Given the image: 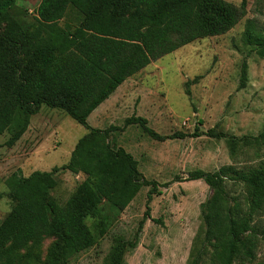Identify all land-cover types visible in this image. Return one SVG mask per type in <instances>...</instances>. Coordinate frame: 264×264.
<instances>
[{"label": "trees", "instance_id": "obj_1", "mask_svg": "<svg viewBox=\"0 0 264 264\" xmlns=\"http://www.w3.org/2000/svg\"><path fill=\"white\" fill-rule=\"evenodd\" d=\"M16 1L0 0V135L8 134L4 145L22 136L41 106L60 110L86 132L66 164L33 171L8 189L10 207L0 220V264H67L107 230L110 220L103 207L119 213L142 186H149L147 202L155 190L154 182L142 179L131 155L109 146L111 132L135 125L157 142L201 135L197 128L160 135L135 115L126 117L121 127L100 130L89 127L87 117L149 63L193 41L227 33L245 16L247 0L238 5L224 0H39L31 22L20 20ZM68 10L79 18L75 27L59 25ZM242 41L264 61V29L254 20H245ZM246 80L242 64L238 89ZM203 135L225 139L231 157L243 147L264 149V129L254 137L225 136L213 128ZM59 171L82 177L62 203L51 196ZM188 180L202 181L210 195L199 205L201 223L187 264L251 263L264 237V159L242 168L222 165L210 173L195 171ZM234 186L243 193L231 195ZM147 217L146 208L132 239L112 240L102 264H122Z\"/></svg>", "mask_w": 264, "mask_h": 264}, {"label": "rangeland", "instance_id": "obj_2", "mask_svg": "<svg viewBox=\"0 0 264 264\" xmlns=\"http://www.w3.org/2000/svg\"><path fill=\"white\" fill-rule=\"evenodd\" d=\"M224 1L238 5L240 0ZM38 2L16 1L21 21H32ZM246 19L264 29V0H247L245 16L227 33L193 41L149 63L88 116L87 125L100 130L121 127L126 117L135 115L145 119L147 126L160 135L192 133L194 128L201 135L157 142L135 125L111 132L109 146L131 155L142 179L154 182L156 187L149 202V186H142L121 212L103 207L110 220L107 230L92 247L67 264H102L115 237L133 238L146 208L148 217L142 221L135 247L123 255L122 264H187L201 223L199 205L210 195L202 181L188 180L190 174L210 173L222 165L252 166L264 159L262 147H243L231 157L225 139L203 135L213 128L225 136L254 137L264 129V61L242 41ZM78 21V16L68 10L59 25L75 27ZM242 64L246 66L247 80L238 89ZM85 132L83 126L60 110L41 106L30 116L26 131L13 145H4L7 133L0 135V220L10 207L8 189L33 171H48L66 164L76 141ZM56 179L51 196L62 203L82 177L59 171ZM242 193L239 186L231 190L233 196ZM260 219L263 224L264 214ZM90 223L91 220L86 221L89 226ZM249 264H264V237Z\"/></svg>", "mask_w": 264, "mask_h": 264}, {"label": "crops", "instance_id": "obj_3", "mask_svg": "<svg viewBox=\"0 0 264 264\" xmlns=\"http://www.w3.org/2000/svg\"><path fill=\"white\" fill-rule=\"evenodd\" d=\"M129 78H130V77H129ZM129 78H128V79H129ZM128 79H126L122 84H120V85L115 89V91H117L119 88H121V86H122V85H123ZM115 91H114V92H115ZM114 92H113V93H114ZM113 93H112V94H113ZM112 94H111V95H112ZM111 95H110L109 97H111ZM96 108H97V107H96ZM96 108H95V109H96ZM95 109H94V110H95ZM94 110H93V111H94ZM93 111H92V112H93ZM92 112L90 113L89 116H91V114H93L95 111H94L93 113H92ZM87 118H88V117H87Z\"/></svg>", "mask_w": 264, "mask_h": 264}]
</instances>
